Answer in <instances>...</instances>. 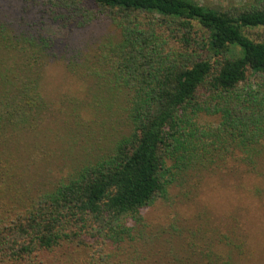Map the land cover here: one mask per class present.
Masks as SVG:
<instances>
[{
	"label": "trees",
	"instance_id": "16d2710c",
	"mask_svg": "<svg viewBox=\"0 0 264 264\" xmlns=\"http://www.w3.org/2000/svg\"><path fill=\"white\" fill-rule=\"evenodd\" d=\"M48 1L90 2L117 29L119 40L102 59L125 95L131 130L111 155L75 168L29 201L14 196L13 174H0V264H151L143 261L154 255L153 242L128 224L165 193L170 152L194 155V138L204 132L190 123L204 111L202 96L209 95L207 109L219 117L212 150L220 144L238 152V165L250 171L264 153V82L241 87L248 73L264 80V42L244 33L264 27V0L227 10L192 0ZM3 70L0 154H10L15 130L27 131L42 97L32 74L15 80ZM195 157L199 163V150ZM234 245L224 259L171 249L162 264H237Z\"/></svg>",
	"mask_w": 264,
	"mask_h": 264
},
{
	"label": "rangeland",
	"instance_id": "374dc122",
	"mask_svg": "<svg viewBox=\"0 0 264 264\" xmlns=\"http://www.w3.org/2000/svg\"><path fill=\"white\" fill-rule=\"evenodd\" d=\"M192 1L227 10L256 0ZM244 33L264 42V27ZM118 40L117 29L90 2L73 7L48 0H0V67L15 80L32 74L42 97L34 123L26 132L17 128L10 154H0V174H13L19 201L45 195L75 168L111 155L129 135L125 95L102 59L106 47ZM263 82L262 76L248 73L241 87L258 89ZM200 101L204 111L191 116L190 123L204 132L194 138V155L170 152L165 193L128 226L154 244V255L143 263H165L171 249L224 259L234 243L235 263L264 264V153L250 171L238 165V152L220 144V150H212L219 117L207 109L212 104L208 94Z\"/></svg>",
	"mask_w": 264,
	"mask_h": 264
}]
</instances>
